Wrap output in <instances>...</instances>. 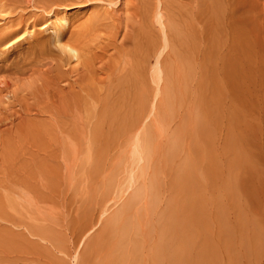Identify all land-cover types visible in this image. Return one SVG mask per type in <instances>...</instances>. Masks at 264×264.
<instances>
[{"label":"rangeland","instance_id":"obj_1","mask_svg":"<svg viewBox=\"0 0 264 264\" xmlns=\"http://www.w3.org/2000/svg\"><path fill=\"white\" fill-rule=\"evenodd\" d=\"M0 264H264V0H0Z\"/></svg>","mask_w":264,"mask_h":264},{"label":"bare ground","instance_id":"obj_2","mask_svg":"<svg viewBox=\"0 0 264 264\" xmlns=\"http://www.w3.org/2000/svg\"><path fill=\"white\" fill-rule=\"evenodd\" d=\"M54 29H53V32L56 33V40L57 42H59V33H61V29L64 28L65 26H68L69 25V17L66 15V14H61L59 15L58 17H56L54 19ZM74 39V38H72ZM74 41H70V42H63L62 44V49L63 51L62 52H67L68 53V58H80L79 56H81L80 54V51H81V48L79 46V43L77 44L76 42L73 43ZM62 43V41H61ZM76 60V59H75Z\"/></svg>","mask_w":264,"mask_h":264}]
</instances>
